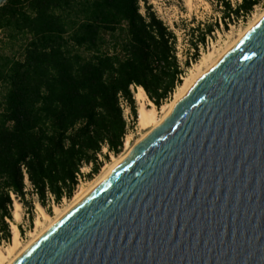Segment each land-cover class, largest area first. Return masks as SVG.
<instances>
[{
  "label": "water",
  "instance_id": "1",
  "mask_svg": "<svg viewBox=\"0 0 264 264\" xmlns=\"http://www.w3.org/2000/svg\"><path fill=\"white\" fill-rule=\"evenodd\" d=\"M12 264H264V16Z\"/></svg>",
  "mask_w": 264,
  "mask_h": 264
},
{
  "label": "trees",
  "instance_id": "2",
  "mask_svg": "<svg viewBox=\"0 0 264 264\" xmlns=\"http://www.w3.org/2000/svg\"><path fill=\"white\" fill-rule=\"evenodd\" d=\"M217 1L224 22L261 3ZM0 34L1 243L12 238L10 192L25 199L23 166L43 207L50 196L56 204L72 199L82 167L92 166L91 179L104 148H123L119 95L137 118L132 86L160 109L184 71L175 33L146 0H7Z\"/></svg>",
  "mask_w": 264,
  "mask_h": 264
},
{
  "label": "rangeland",
  "instance_id": "3",
  "mask_svg": "<svg viewBox=\"0 0 264 264\" xmlns=\"http://www.w3.org/2000/svg\"><path fill=\"white\" fill-rule=\"evenodd\" d=\"M231 1L233 5L239 3L238 0ZM146 2L147 5L152 7V10L170 28V30L175 33L177 37V58L182 70L186 71L187 74L184 76V78L187 77L195 68V66L201 61L204 54L209 53V51H213V49H220L224 47L226 43L231 42L237 36L239 31L244 30L250 24L254 15L264 11V0H261V3L255 7L254 11L250 15L244 17L241 16L238 19L231 17L230 20H226V22H224L222 12L223 6H220L217 0H194L191 6L187 4L186 0H146ZM142 7V12H144V1H142ZM209 26H213L214 31L211 34L206 32ZM203 34L206 35L204 43L200 41V38ZM195 44L198 45V57L195 56ZM136 91L137 89L133 90L134 97ZM174 94L175 93H173L171 98L168 99L164 104L168 103L173 98ZM148 101L151 102L149 97L147 99V102ZM135 103L138 110L136 100ZM134 121L135 123L130 126V132L128 134V137L130 138L127 137L124 139L123 148L119 153L120 155L127 152L125 149V143L127 139L130 140V146L132 147L136 140L141 137V134L145 132L138 125L137 118H134ZM119 154L114 155L109 153L108 150L104 148L103 152L99 156V161L102 162L100 171L105 166V164L107 165L112 162L113 156L117 157ZM106 155H108V158H105ZM91 167L89 165H85L83 167L81 183L79 182V185L75 189L74 195L100 173L99 171L97 175H94L91 179H89L88 175L91 173ZM70 200L63 199L60 204H56L53 199L49 197L45 203V207H43L40 204L39 197H37L35 193L29 192L26 198L21 201L14 199L12 207L13 220L8 221L10 223L11 232L13 225L17 226L20 238L25 244L30 240L29 234L34 230L35 221L40 214L38 207L43 208L49 215L53 216L55 206L63 208ZM16 203L20 205V220H16L14 218ZM10 243L11 240H3L0 243L1 249H6Z\"/></svg>",
  "mask_w": 264,
  "mask_h": 264
},
{
  "label": "bare ground",
  "instance_id": "4",
  "mask_svg": "<svg viewBox=\"0 0 264 264\" xmlns=\"http://www.w3.org/2000/svg\"><path fill=\"white\" fill-rule=\"evenodd\" d=\"M186 1L187 4L191 6L194 0ZM263 16L264 11L254 15L250 24L244 30L239 31L237 36L231 42L226 43L225 46L220 49H213V51H209V53L204 54L201 61L195 66L191 73L184 78L183 83L177 88L173 98L168 103L162 105L160 110H158L150 101L147 102L148 97L146 92L143 88H138L134 97L138 105L137 122L140 128L145 132L141 134V137L136 140L132 147L130 146V140L127 139L125 143V149L127 152L121 155L119 154L117 157L113 156L112 162L107 165L105 164L100 173L92 181L88 182L85 187L81 188L72 197V199L66 203V206L63 208L55 206L53 216L49 215L43 208L38 207L40 214L35 221L34 230L29 234L30 240L28 242L25 244L22 242L17 226L13 225L10 245L6 249H1L0 247V264H12L22 253H24L49 230L56 226L64 217L74 211L75 208H77L103 183H105L113 171L128 158L132 150L144 139H146L165 120L174 103L187 90L189 85L199 75L221 59L237 42L240 36L254 26ZM14 218L16 220L21 219L20 205L17 203L15 204Z\"/></svg>",
  "mask_w": 264,
  "mask_h": 264
},
{
  "label": "built area",
  "instance_id": "5",
  "mask_svg": "<svg viewBox=\"0 0 264 264\" xmlns=\"http://www.w3.org/2000/svg\"><path fill=\"white\" fill-rule=\"evenodd\" d=\"M195 62H196V60H195ZM191 65H192V62H191ZM185 75H187L186 71H184L183 75H180V79L184 80V76ZM138 88H140V87L132 86V91L134 89H138ZM119 105H120V108H121V110L123 112L124 120L126 122L125 138H127L128 134L130 132V126L133 125L135 123V121H134V117H133V114H132L131 107H130L128 101L122 95H119ZM131 121H132V124H131ZM82 169H83V167H82ZM82 169H81V173L82 174L78 175L80 183H81V177L83 176V170ZM23 172H24V175H25V186H24L25 198H26V196H27V194L29 192L35 193V195L38 197L37 190H36L35 186L33 184H31V182L28 180V177H27V174H26V169H25L24 166H23ZM83 178H85V177H83ZM10 194H11V197H12L13 200L16 199V200L20 201V198H15V195L12 192H10ZM50 198H52V197L50 196Z\"/></svg>",
  "mask_w": 264,
  "mask_h": 264
}]
</instances>
